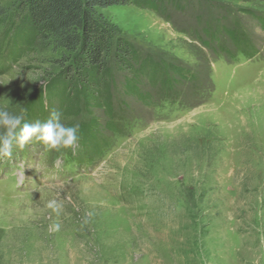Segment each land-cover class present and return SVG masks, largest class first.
<instances>
[{
  "label": "rangeland",
  "instance_id": "374dc122",
  "mask_svg": "<svg viewBox=\"0 0 264 264\" xmlns=\"http://www.w3.org/2000/svg\"><path fill=\"white\" fill-rule=\"evenodd\" d=\"M160 1L161 13L100 11L157 79L131 88L149 94L142 105L109 59L119 131L103 128L99 105L75 120L101 143V162L61 171L33 147L35 159L16 152L13 168L0 157V264H264V0ZM206 23L226 28L208 46ZM7 29L0 21V35ZM54 55L34 45L0 71V107L33 105ZM72 120L62 114L65 126ZM51 199L63 204L59 216Z\"/></svg>",
  "mask_w": 264,
  "mask_h": 264
},
{
  "label": "trees",
  "instance_id": "16d2710c",
  "mask_svg": "<svg viewBox=\"0 0 264 264\" xmlns=\"http://www.w3.org/2000/svg\"><path fill=\"white\" fill-rule=\"evenodd\" d=\"M9 1V5H0V21L8 25L6 32L2 31L0 35V71L10 68L9 64L17 62L25 52L30 53L34 45L55 54L47 61L52 72L47 74V81L37 90L34 104L24 107L25 122H36L37 116L46 122L56 105L57 111L73 118L67 125L71 127L81 116H84V122L99 105L104 114L103 128L113 131L115 104L110 95L114 85L110 58L118 70L128 73L123 81L127 93L139 97L142 105L150 102L148 93L140 96L137 88H131L141 78H146L150 84L156 83V73L150 70L151 62H143L139 52L115 31L100 11L131 4L161 13L160 0ZM10 13L14 14L15 22L10 20ZM201 29L208 38V41L203 39L207 46L214 42V37L218 38L221 30H226L222 26L210 28V24ZM164 71H171V68L164 65ZM176 71L182 78L180 76L185 75L186 70ZM189 73L186 72V78H190ZM82 126L83 123L79 127V141L86 145L90 143L88 149H94L95 138L86 134ZM88 127L90 134L98 129L96 119H88Z\"/></svg>",
  "mask_w": 264,
  "mask_h": 264
},
{
  "label": "clouds",
  "instance_id": "9594fccd",
  "mask_svg": "<svg viewBox=\"0 0 264 264\" xmlns=\"http://www.w3.org/2000/svg\"><path fill=\"white\" fill-rule=\"evenodd\" d=\"M25 114L26 110L14 114L0 107V157H11L14 143L22 149L35 140L42 142L47 150L60 151L72 148L78 142L79 125L65 126L61 112L53 110L46 122L34 123L25 122ZM46 208L59 216L63 204L57 199H51L46 203ZM60 228V223L56 222L50 226L49 231L55 233L60 231Z\"/></svg>",
  "mask_w": 264,
  "mask_h": 264
}]
</instances>
